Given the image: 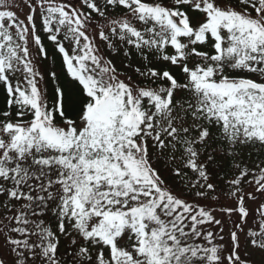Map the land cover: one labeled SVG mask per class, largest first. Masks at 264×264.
<instances>
[{
    "label": "snow or ice",
    "instance_id": "snow-or-ice-1",
    "mask_svg": "<svg viewBox=\"0 0 264 264\" xmlns=\"http://www.w3.org/2000/svg\"><path fill=\"white\" fill-rule=\"evenodd\" d=\"M0 264H264V0H0Z\"/></svg>",
    "mask_w": 264,
    "mask_h": 264
}]
</instances>
